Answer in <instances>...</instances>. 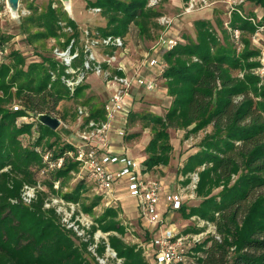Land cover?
Listing matches in <instances>:
<instances>
[{"label":"trees","instance_id":"16d2710c","mask_svg":"<svg viewBox=\"0 0 264 264\" xmlns=\"http://www.w3.org/2000/svg\"><path fill=\"white\" fill-rule=\"evenodd\" d=\"M254 2L264 11V0ZM148 3L88 0L87 6L98 7L106 19L105 26H97L96 36H123L133 23L139 36L151 38V29L157 27L154 20L162 12ZM27 7L31 14L22 21L23 31L27 25L37 28L33 38L57 36L68 26L72 34L67 41L77 35L76 22L53 1L41 10L31 2ZM247 16L230 10L228 26L240 30L239 42L231 38L222 21L219 36L209 20H197L195 41L186 37L162 53L165 67L161 76L166 92L173 97L171 105L163 115L132 113L128 121L139 118L152 131L140 168L146 172L168 162L172 149L168 128L194 123L190 130L194 132L211 126L203 148L191 153L183 166L185 172L204 165L195 188L199 203L188 206V211L185 205L178 209L183 216L196 214L215 228L193 246L196 254L187 255L192 264H264V79L256 73L260 49L242 35L256 27ZM0 39L8 49L0 59V264H100L97 256L103 257L107 246L121 259L120 264H151L141 247L118 236L124 235V227L115 222L114 208H107L82 236L66 226L55 204L44 206L51 198L47 201V193L36 190L37 183L51 188L55 179L67 176L79 163L68 155L75 146L59 141L57 129L41 124L36 115L46 112L59 117L57 103L76 96L87 84L83 82L69 93L57 77L62 71L58 61L44 58L26 63L21 52L10 50L5 35ZM83 57L80 50L77 62ZM89 115L102 117L103 106L91 107ZM60 157L63 160L56 164ZM41 170L46 175L37 180ZM86 178L81 176L61 196L78 201ZM219 184L220 190L212 193ZM25 185L35 187L34 198L28 203L22 199ZM97 203L93 198L82 208L88 211ZM97 229L108 232L106 238L96 241ZM95 241L94 254L89 246Z\"/></svg>","mask_w":264,"mask_h":264},{"label":"rangeland","instance_id":"374dc122","mask_svg":"<svg viewBox=\"0 0 264 264\" xmlns=\"http://www.w3.org/2000/svg\"><path fill=\"white\" fill-rule=\"evenodd\" d=\"M49 1H53V5L61 6L65 10L66 16L76 22L78 26L77 35H72L67 41V36L72 34V30L68 29L70 28L68 26L62 28L57 36L33 38L31 34L37 32L38 29L27 25V29L23 31L22 24L23 19L31 14V10L28 9L29 13L26 15L16 17L12 16L10 8L6 5L4 16L0 19V36L5 35L8 38L10 50L17 49L21 52L25 56L26 63L33 60L45 61L44 58H53L57 61L54 50L67 46L70 40L73 39L76 50H83L89 45L95 57L105 60L107 55L102 53L104 49L99 44L100 42L97 44L93 42L99 40V37L102 36H96L95 32L97 26H105L106 19L100 13V10L87 6L88 0H69L68 8H66L63 0H19L18 9L19 7H26L31 2L41 10ZM187 1L189 0H154L153 2L149 0L148 4L151 5V8L162 12L161 16L154 20V22H157V27L151 29V38L139 36L136 26L130 23L128 31L121 37L123 47L113 49L116 54L113 65L118 66L119 63H122L123 69L126 71L125 74L130 77L135 76V78H133L129 88L131 100L126 97L124 99L127 110L117 109L115 111V117L111 121L107 139L109 145L115 149H124L126 156L136 162V167H138L139 162L144 161L147 157L144 148L152 136V131L146 122L139 118L128 122L131 114L141 115L151 112L156 115H163L173 99L166 92L165 81L160 72V68L164 63L162 53L168 49L166 45L168 39L174 40L175 45L183 42L186 37L195 41L197 38L195 22L200 19L209 20L219 36H221V21L227 32L231 33V28L228 26L230 10H239V14L244 17L248 15L249 21L256 26L253 32L242 35L249 37L251 45H254L251 38L259 27V36L261 37L259 42L264 46V25H262L264 23V11L263 7L255 3L254 0H207V4L201 0H195L194 8L185 10L188 5ZM247 12L248 14H245ZM163 18L169 19L170 22H163ZM260 26L263 27L260 28ZM86 30H88V34L85 32ZM1 58L3 59V57ZM84 82L87 86L80 93L71 98H64L56 106V110L60 115L58 118L61 122L57 127L59 141H68L74 146L83 144L76 134L82 120V116L78 113V107L81 105L84 107V111L88 112L91 107L103 105L107 102L113 93V88L109 86V82L94 71L86 74ZM148 83H153L154 88H147ZM62 89L64 88L62 87ZM13 104L16 105L15 99ZM193 125L194 123L179 128L167 129L169 144L172 148L170 157L164 165L165 167L159 169L155 176L152 175V172L138 170L141 176H149L160 182L161 198L168 199L167 191L172 195L177 191L182 194L181 205L187 206L186 211H188V206L198 204L200 201V198L196 196L195 188L199 180L198 172L204 165L194 166L185 172L183 166L187 162V157L197 149L203 148L204 140L211 135V126L190 132ZM130 134L134 135L129 136ZM112 167L115 168L116 166L113 165ZM156 169L154 167L152 171L156 172ZM44 175H46V172L43 170L38 172L36 174L37 180H41ZM83 175H86L84 169L78 164L75 169L69 171L67 176L55 179L51 188L37 183L36 190H44L47 193L45 199L48 201L49 198H52V202L60 208L65 219L72 215L85 223L91 222L92 224L107 208H114L116 211L115 222L124 227V235H117L124 242L141 247L142 254H146L151 264H155L152 250H149L147 254V246L151 243L154 231L159 227V224L150 223L138 216L135 217V214L132 215L129 211L124 210L117 199L108 201V195L104 191H100L93 180L89 178H86L85 189H81L78 201H67L61 196L62 193L71 190ZM193 184L195 187H192ZM221 185L215 186L212 193H217ZM169 186L171 187L168 188ZM164 187H167V189L165 190ZM190 191H192L191 195ZM125 192H128L127 182L121 179L114 184L112 194L118 198L126 194ZM93 198H97V205L91 206L88 211H84L82 205L89 204ZM44 206H46V203ZM165 215L167 217L166 221L174 224L177 231L185 235L184 242L189 256L196 254L194 245L198 246L200 241L215 231L214 225L210 221L202 219L196 214L189 217L183 216L181 209L176 210L169 207ZM162 219L165 221L164 217ZM140 223L144 224V227L149 228V230L145 229ZM107 233L97 229L94 237L97 240L102 237L106 238ZM111 233L114 232L111 231ZM99 258L100 264H120L121 262V259L107 251L103 257ZM188 258L181 264H192ZM92 262L94 261L92 260Z\"/></svg>","mask_w":264,"mask_h":264},{"label":"built area","instance_id":"2783aa9c","mask_svg":"<svg viewBox=\"0 0 264 264\" xmlns=\"http://www.w3.org/2000/svg\"><path fill=\"white\" fill-rule=\"evenodd\" d=\"M154 0H151L153 2ZM207 4V0H201ZM188 7L185 10L194 8L195 0L187 1ZM29 8L19 7L18 15H26L29 13ZM96 10H100L98 7H94ZM6 11V0H0V19L3 18ZM239 11V10H238ZM163 22L169 23L170 20L163 18ZM264 25V23L262 24ZM263 26H260L262 28ZM70 29V28H68ZM259 27L252 35V41L255 46L260 49V65L256 70L264 79V46L260 44L259 40ZM88 34V30L85 31ZM231 36L234 41L239 42L241 39V32L238 28L231 29ZM99 37V36H98ZM120 35L107 34L99 37V40H95V44H99L104 49L103 54L107 55L105 60L95 57L94 52L90 49L91 46L83 48L84 57L82 61L77 62L80 55V50L74 48V40L71 39L69 44L65 47L56 48L55 58L62 67L61 73L57 76L61 80L65 88L69 93H72L75 88L85 81V76L88 72L94 71L95 73L102 75L106 81L109 82V86L113 88V93L105 102L103 106V116L92 118L90 117V111H84L83 106L78 107V113L82 116L80 125L76 131L77 136L83 142V144L75 146L73 151H69L68 155L73 157L83 167L86 176L93 180L96 187L100 191H104L108 195V201L115 200L112 190L114 184L123 179L127 182V190L131 196L138 199V217L144 218L150 223L159 224V227L166 221L162 219L160 212L158 211V203L160 201V182L149 176L143 177L138 173L140 166L136 167V163L129 159L124 149H116L110 151L108 148L107 134L111 126V121L114 119V113L117 109L127 110V104L124 102L125 97L131 100V94L129 92L130 78L122 71L123 64L119 63L118 66L113 65L116 60V54L114 48L123 47V39ZM91 43V42H90ZM168 49L175 45V41L168 39L166 43ZM8 52L4 44L0 39V59ZM77 62V64H75ZM75 64V65H74ZM165 63L160 68V72L163 71ZM117 70V71H115ZM121 72H118V71ZM56 75H53V78ZM147 88L153 89L154 84L148 83ZM18 108L17 105L13 107ZM84 114V115H82ZM84 117V118H83ZM107 149V151L105 150ZM47 160V155L44 156ZM63 157L57 160L56 164L61 163ZM54 164V163H53ZM116 167L113 168L112 166ZM192 187H195L193 184ZM193 191V189H192ZM190 191V195L191 192ZM35 195V187L25 185L22 191V199L28 203ZM182 194L178 191L172 195L169 201V206L173 209H178L181 206ZM53 199L51 202H46V206L54 204ZM56 205V204H55ZM58 212L62 214V221L67 227H72L78 235L85 236V228L89 227L90 223H85L75 216L72 219V215L68 219L63 217V213L56 205ZM72 219V220H70ZM167 222V221H166ZM86 238V237H85ZM97 241V238L94 237ZM185 235L182 232H178L176 226L170 222H167L164 228L160 230L158 234H154L151 243L147 246V254L149 250H152V257L155 264H169L183 262L188 252L185 247ZM96 241L89 246V249L95 254L94 249ZM106 251L115 255V252L106 247ZM97 259H100L97 256Z\"/></svg>","mask_w":264,"mask_h":264},{"label":"crops","instance_id":"0c3cea01","mask_svg":"<svg viewBox=\"0 0 264 264\" xmlns=\"http://www.w3.org/2000/svg\"><path fill=\"white\" fill-rule=\"evenodd\" d=\"M124 73H125V71H124V69L122 70ZM128 76V75H127ZM129 78H130V80H131V82L133 81V78H135V76H128ZM107 149H110V151H112L113 152V150L116 152V149L114 148V147H112V146H110L109 144H108V148ZM107 149H105L106 151H107ZM133 162H135L133 159H131ZM136 163V162H135ZM139 165H140V168H141V162H139L138 163ZM138 165V166H139ZM165 166L164 165H159V166H157L156 168V172H153V171H149V173H151L152 172V175H154L155 176V174L159 171V169H162V168H164ZM171 186H169L168 188H170ZM165 188V187H164ZM167 189V187L165 188V190ZM126 194H124V195H122V196H119L118 198H117V200H119L120 201V206H122L123 207V209L124 210H127V211H129V213H131L132 215L133 214H135V217H137L138 216V199L136 198V197H134V196H131L128 192H125ZM167 194L169 195L168 196V199H165V198H161V194H160V201H159V203H158V211L160 212V214H161V216L162 217H164L165 218V220H167V217H166V212H167V210H168V208L170 207L169 206V201L171 200V197H172V193L170 194V192L168 193V191H167ZM175 194V193H174ZM173 194V195H174ZM176 210H178V209H176ZM140 220V219H139ZM141 224V223H140ZM167 224V222L165 221L163 224H162V226H160V227H157V231L155 230L154 232V234H156V232H160V230L162 229V228H164L165 227V225ZM143 227H144V224H141ZM145 229H147V230H149V228H147V227H144ZM157 233V234H158Z\"/></svg>","mask_w":264,"mask_h":264},{"label":"water","instance_id":"95a60500","mask_svg":"<svg viewBox=\"0 0 264 264\" xmlns=\"http://www.w3.org/2000/svg\"><path fill=\"white\" fill-rule=\"evenodd\" d=\"M64 1V4L66 6V8H68L69 6V0H63ZM6 5L7 7L10 8L11 10V14L12 16H16L18 17V5H19V0H6ZM36 118L38 119V121L51 128V129H57V127L60 125V119L58 117H56L55 115H52L50 113H46V112H41V113H38L36 115Z\"/></svg>","mask_w":264,"mask_h":264}]
</instances>
